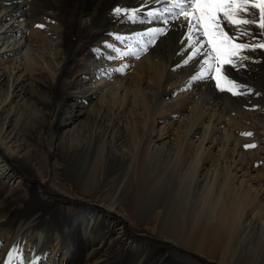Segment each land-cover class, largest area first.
I'll return each instance as SVG.
<instances>
[{"label": "bare ground", "instance_id": "1", "mask_svg": "<svg viewBox=\"0 0 264 264\" xmlns=\"http://www.w3.org/2000/svg\"><path fill=\"white\" fill-rule=\"evenodd\" d=\"M166 7L0 0V264H75L77 249L79 264H264V189L231 171L264 159V96L246 107L205 97L207 84L189 80L195 58L179 65L192 54L188 29ZM250 10L252 25L225 31L264 43ZM117 38L128 49L112 58ZM237 62L264 90V63ZM55 188L78 204L56 202Z\"/></svg>", "mask_w": 264, "mask_h": 264}, {"label": "snow or ice", "instance_id": "2", "mask_svg": "<svg viewBox=\"0 0 264 264\" xmlns=\"http://www.w3.org/2000/svg\"><path fill=\"white\" fill-rule=\"evenodd\" d=\"M166 4L171 7H166V11L174 20L180 21L188 29V40L192 42V55L184 61L188 64L200 54L202 51V41L195 38L194 33L202 35L207 43L210 52L205 53L206 58L202 61L201 67L192 80L208 78L212 70L215 71V76L218 88L226 89L233 95H242L240 89L245 88V85L238 84L231 79L227 74L225 65H231L234 68L242 67V63H238L234 57L240 61L249 59L247 56H240V52L251 47L252 49H264V43L257 45H248L244 43H234L236 37H232L225 31V27L230 26H250L254 20L244 19L240 17V13L255 17V13L250 9H259L258 27L264 30V0H166ZM250 6V7H249ZM178 9V11H174ZM127 9L115 8L113 12L120 14L127 12ZM135 12V10H133ZM150 15H156L150 13ZM37 27H42L38 25ZM239 30L241 33H246L247 29L240 27L232 28V31ZM163 31V30H160ZM199 62V61H197ZM250 91V90H249ZM242 135H251V133H243ZM246 148L255 147V145H245Z\"/></svg>", "mask_w": 264, "mask_h": 264}, {"label": "rangeland", "instance_id": "3", "mask_svg": "<svg viewBox=\"0 0 264 264\" xmlns=\"http://www.w3.org/2000/svg\"><path fill=\"white\" fill-rule=\"evenodd\" d=\"M246 17L251 18V20L254 19V17L251 15H246ZM23 30H25V29H23ZM28 30H29V28L27 29V31ZM243 37H246V38H243ZM238 39L239 40L234 39L233 42L234 43H244V44H248V45H250L249 42H255V41L259 42L258 41L259 39H257V38L252 39L249 35L240 36V37H238ZM243 41H249V42H243ZM251 45H253V44H251ZM127 49H128L127 40L120 39V38L113 39V40L109 41L108 46H107V50L109 51V54L112 58H117L116 53L124 54ZM210 51H211V49L208 48L207 43H205V45H203V47H202V51L199 54L200 56L197 55V57H195L194 66L191 69H189V70H192L189 73V80L191 82L196 81V80H191V79L194 75H196L198 73V71L201 67V62L204 60L203 58H206L205 53L210 52ZM191 55L192 54L189 51H186V53H182V54L178 55V57L182 56V57H180L182 60H180L179 65L183 66L185 59H188L189 56H191ZM240 56H247L249 58L245 61L257 63L259 65H263V63H264V62H262L263 57H264V49H260V48L252 49L251 47H249L248 49H244L243 51H241ZM3 59H4V57H0V65H3L2 64L3 62L6 63L5 62L6 59H4V60ZM233 59L240 61L236 57H234ZM196 60L199 62L197 63ZM195 61H196V63H195ZM133 65H134V61L132 60V58H128L126 61L121 63V67L126 68L128 70L131 69L133 67ZM225 68L227 69V74L231 79L235 80L240 85L246 86L245 88L239 90L244 94L233 95L231 92L227 91L226 89L222 90L221 88H218L217 84H216V80L215 79L213 80V78H212L215 76V71L212 70L210 72L211 74L208 77L209 79L208 78H201V80H203L204 83L207 84L206 86H204V89L202 88V90L204 91L203 93L205 94L204 95L205 97H208V99H212L213 101H216V102L218 101V103L220 102L221 106H222L223 102H226V103L231 104V105L239 106V104H240L241 107H246L248 104L254 103L255 101H260L262 95L264 96V90L260 89L259 87L258 88L260 90L258 88H256L257 84L255 82H256L257 76H255L254 74H251L250 71L246 75L243 66L239 67V68H234L231 65H225ZM92 84L93 83H90L89 85L91 86ZM230 99L232 102L230 101ZM226 100H228V102ZM78 101L84 102V100H80V99H78ZM83 104H86V102ZM255 105L256 104L251 105L250 108L254 107ZM87 107L88 106H86V108ZM83 108H85V106ZM24 116H25V120L28 122L32 121V117H34L32 115V113H30V111H28ZM79 117H80V120L79 121L76 120L74 122H76V123L83 122V114H80ZM32 122H35V121H32ZM38 122H39V124L41 123V121H38ZM160 125H161V120L158 119L157 123H156V129L161 128ZM35 139H36V137H34V140ZM197 139H199V138L195 137L193 140H197ZM31 141H33V140H31ZM33 145H34V142H33ZM210 149H211V151H209L207 154L219 161V153L220 152L217 150V147L213 146ZM226 156H227V163H229V158H231V154L227 153ZM203 161H205L206 163L211 162L209 157H205L203 159ZM249 162L250 163H249L248 167H247V163H241L240 162L237 164L238 166H241V171L233 170V169L231 170L233 173V176H234V180L237 183L242 182V185H244V186H251L252 190H254L255 192H257L259 194H262L261 190L264 189V175H263V173H264V159L252 158L249 160ZM245 174H248V175H245ZM28 180L30 181V183L33 186H37L40 183V179L36 175H33L31 173L28 175ZM41 184L43 187H45L44 183H41ZM51 197H54L56 202L59 201V203H64V204L66 203L65 201L71 202L73 204H78V202H79V200L76 197L70 195L67 192H64L63 190H61L59 188L52 189ZM57 205L58 204L54 205L53 210L55 211V213H54L55 216L58 218L59 212H58V206ZM123 231L125 233L131 232V230L127 229V228H124ZM135 236L140 238L139 235H135ZM69 247H70V245H68V248ZM8 251L11 252V249ZM81 252H82L81 249H77L76 254H74L76 262L78 261V264L81 261V258H80ZM198 258H199V256H198ZM196 261H197V263H201V264H220L216 260H211V259H206V258H201V257L199 258V260H196ZM76 262H75V264H77Z\"/></svg>", "mask_w": 264, "mask_h": 264}]
</instances>
